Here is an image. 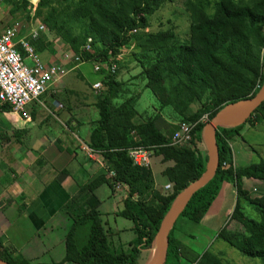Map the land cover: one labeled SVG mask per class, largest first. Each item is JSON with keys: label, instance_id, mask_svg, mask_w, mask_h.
<instances>
[{"label": "trees", "instance_id": "obj_1", "mask_svg": "<svg viewBox=\"0 0 264 264\" xmlns=\"http://www.w3.org/2000/svg\"><path fill=\"white\" fill-rule=\"evenodd\" d=\"M167 1L38 2L35 17L42 20L49 32L62 39L85 63L104 65L100 74L106 90L98 95L99 119L90 134L89 147L101 153L107 167L115 171L114 182L128 187L129 194L118 215L131 220L135 232V239L126 246L115 248L111 242L99 211L101 203L94 193L101 185L113 188L114 183L105 174L100 175L80 186L78 194L65 206L71 226L65 238V257L56 264H138L142 251L152 248L161 222L178 194L205 172L206 150L198 146L203 144L207 123L202 119L207 116L210 121L226 105L255 96L263 85L264 0H185L183 6L191 19L186 41L180 40L173 29L146 32L150 18ZM4 2L13 7L10 14L14 18L21 13L30 19V0ZM133 30L138 32L129 35ZM41 38L40 35L32 42L38 53L46 48ZM131 44L146 60L140 63L141 75L161 108L172 107L183 124L195 125L192 149L172 144V135L177 129L171 131L159 115L138 121L134 99L118 106L113 104L124 86L117 78L122 64L118 56H125V49ZM111 59L118 66L115 73L107 70ZM198 103L199 108L193 111L191 106ZM3 110L9 111L10 107L4 106ZM247 123H264V102ZM247 123L235 129L217 130L220 159L217 173L192 197L179 219L200 224L223 185L233 183L237 201L230 221L237 222L242 231L231 232L227 224L216 234V239L264 264V195L252 197L242 183L244 178L264 181V161L235 167L232 149V142L242 137L241 131ZM134 147L146 148L161 156L165 163H173L163 172L172 184L171 194H162L156 189L152 166L133 165L128 150ZM247 206L259 219L247 214ZM177 222L170 232L166 264L185 261L193 264L189 255L191 248L175 236ZM0 247V257L9 264H31L21 254L5 248L1 238ZM194 264L225 263L217 254L206 250Z\"/></svg>", "mask_w": 264, "mask_h": 264}, {"label": "crops", "instance_id": "obj_2", "mask_svg": "<svg viewBox=\"0 0 264 264\" xmlns=\"http://www.w3.org/2000/svg\"><path fill=\"white\" fill-rule=\"evenodd\" d=\"M4 29L0 27V32ZM57 46L56 43L47 47L48 49L40 50L38 54L45 58V60L43 59L45 63H64L62 55L56 51ZM87 64L89 63H85L83 66ZM81 66L73 68L72 65H69L71 67L69 72ZM89 68L86 70H91L94 73L92 66ZM95 75L96 80L91 84L90 90H93L92 85L101 81L103 77V74L100 73H95ZM66 89L65 84L60 80L42 96L43 98L41 97L39 102L31 104L28 107L31 115L30 122L23 120L18 115L0 113V238L5 248L21 254L31 264H47L42 261L45 258L55 261V247L62 240L65 249L66 234L71 226L65 206L78 194L80 186L90 183L102 173L98 162L88 157L84 149L89 147L93 128L90 133L88 131L85 134L84 140L77 135V131L80 132L86 122L95 126L96 121L89 120V112L92 106L96 107L97 102L84 97L81 101L73 104L74 112L70 103L60 102L54 98V95L60 93L59 90ZM92 92L96 96L94 91ZM51 109L66 110L64 120L61 122V128H63L61 131L48 122L50 114H52ZM37 126L40 128L46 126L47 135L35 136L33 129ZM241 136L232 142V147L236 142L240 146L238 154L234 155L233 153L235 167L249 165H242V163L245 158L247 159L249 156L248 159H250L251 156L245 149L244 141H241L244 140L242 132ZM159 158L163 162L161 156ZM154 160H152L151 169L155 178L154 169L156 167L160 169L161 163ZM163 164L169 165L168 167L173 165L172 162H163ZM242 183L243 188L252 197L264 195V181L244 178ZM122 187L125 188L123 205L129 190L125 184ZM99 188L94 194L101 203L99 206L101 215H109L110 212H116L118 215L123 209V206L119 209L115 200L119 191L111 190L109 187L112 198L108 202L112 203L107 205L97 195ZM254 193L259 194L254 196ZM216 200L223 204L221 210L212 211L214 209L212 205L200 223L201 226L209 230L212 228L221 230L229 215L232 216L237 201L235 185L225 183ZM233 222L235 221H230L231 224ZM235 223L236 228L241 230L242 227L237 222ZM60 230L64 231L62 237L59 235ZM146 251L148 250H144L142 253ZM64 257L65 253L56 263L62 262Z\"/></svg>", "mask_w": 264, "mask_h": 264}, {"label": "rangeland", "instance_id": "obj_3", "mask_svg": "<svg viewBox=\"0 0 264 264\" xmlns=\"http://www.w3.org/2000/svg\"><path fill=\"white\" fill-rule=\"evenodd\" d=\"M184 1L185 0H169L163 6H161V8L150 18V28L148 29V32L173 29L180 37V40L182 41L188 40L191 19L189 15L185 12L183 6ZM0 7H1L0 27L2 28L9 27L17 22L25 23L24 21L29 20L23 17L21 13H17L16 17L14 18L10 14V11H12L13 7L6 4L4 0L1 1ZM38 20L42 22V20L40 19ZM42 34H41L42 37L41 39L43 40L42 43L45 45L46 48L48 46L57 43L58 48L56 51L61 55L67 48H69V46L62 41V39H60L55 35V33L46 32ZM125 52H126L125 56L123 55L124 61L123 60L120 61V63L122 64L117 74V78L124 83V86L122 88V91L119 93L118 98L113 101V104L115 106H118L122 104L125 100L134 99L135 108L138 111V119H139L138 121H146L150 118L155 117L156 115H159L161 120L167 124L169 129L171 131H175L177 128H179L180 124H183L181 122V118L172 109V107H166L162 109L161 104L159 103L158 99L155 97L153 92L146 87L147 81L141 75L142 65H140L141 62H146L144 56L136 50L134 44H131L127 49H125ZM40 58L44 62L45 58L43 57ZM88 63L89 64H87L86 66L82 65L81 67H78L73 71L67 73L62 78V81L65 84V88L67 89L59 90L58 92L60 93L58 95H54V98H56L58 101L60 102L62 101L64 103L67 102L68 104L70 103L72 111L74 112L75 109H73V104H75V102L77 103L81 101L84 97L88 98L90 101L92 100H95L96 102L98 101V96L97 95L94 96L92 92L93 90H90L91 84L96 80L95 72L93 73L91 72V70L90 71L86 70L87 68L90 69L89 68L90 66H92L93 69V62H88ZM27 64L30 65L31 63L28 61ZM68 68L71 69V67L69 66ZM103 87L106 88L105 85H103ZM105 90L106 89L103 90V93H105L104 92ZM199 106L200 103L193 104L191 106V109L193 111L197 110ZM51 113H52L50 114L51 117L48 120L49 124L51 123L52 126L57 127L61 131V129H63L61 128L62 127L61 122L62 120H64L66 110L51 109ZM98 119H99V111L97 107L92 106L89 112V120L94 122L97 121ZM91 126H92L91 124L86 122L83 129H81L80 132L77 131V135L84 140L85 134L88 131L90 133L91 129L93 128V126L92 127ZM45 128L46 126H43L42 128H40L39 126L35 127L33 129L34 135L39 137H43L44 135H47L48 130H46ZM241 132L244 137V140L242 139L241 141L242 142L244 141L243 144L245 145V149L249 151L251 155L250 159H248L249 156L247 159L246 158L244 159L243 161L244 163H242V165L259 163L261 161H264V123H260L256 125H251L250 123H247ZM182 146H187L191 149L193 148L192 144H183ZM198 146L202 147V149L205 148L203 144H200ZM239 147L240 146L237 142L233 144L232 149L234 155L235 153L238 154ZM159 157L160 156H157L155 153H153L152 160L155 159L156 161H160ZM163 162L160 161L161 163L160 166L161 168L159 167L160 169H158V167L154 169L155 187L159 192L167 195L172 193L173 187L170 188L169 190L165 189V186L168 185L169 183L167 178L162 175V171L164 172V170L169 165L166 166L163 164ZM103 174H105V172L102 169L101 175ZM79 180H81V178H79ZM110 189L114 190L115 187ZM110 189L108 185L105 184L102 185L97 191V195L99 196V198L102 201H105L107 205L112 203V202H108V200L112 198L110 197L111 196ZM115 190L119 191V194H117L115 200L117 202V205L119 206V209H121L123 206L122 199L125 196L124 194L125 188L122 187L121 190H117V189ZM258 194L259 193H254V196H257ZM222 205L223 204L219 203L218 200H216L212 206L214 207L212 211H215L216 209L221 210ZM246 211L250 217L254 219H259V215L252 208L247 206ZM102 218L106 222L105 223L106 230L108 231L110 240L115 246V248H119L122 245L126 246L128 242L135 239V232L133 230L134 225L131 220H128L126 218L117 215L116 212H110L109 215L107 214L103 215ZM230 218L231 216L229 215L224 225L230 223L229 221ZM223 227H221V229ZM219 230H216L215 228L209 230L207 228H204L200 224H195L185 218H180L175 228V236L180 238L184 242V244L187 245V247L191 248L192 251L189 252V255L190 258L193 259L194 261L204 251L210 250L211 252L217 254L225 264H262V261L260 259H253L246 257L243 254H241L239 251L228 245L224 240L216 239V234L219 232ZM227 230H230L231 232H238V230L240 229H238V227L236 228V223L233 222L232 224L230 223ZM240 231H242V229ZM63 234L64 231L60 230L59 233L60 237H62ZM63 242L64 241L62 240V242L61 243L59 242L55 247V252H54L55 261H52V259L50 258H45L42 261H45V263L47 264H54V263L56 264V261L65 253ZM152 258H153V251L152 249H150L142 253L138 264H149ZM184 264H191V262L185 261Z\"/></svg>", "mask_w": 264, "mask_h": 264}, {"label": "built area", "instance_id": "obj_4", "mask_svg": "<svg viewBox=\"0 0 264 264\" xmlns=\"http://www.w3.org/2000/svg\"><path fill=\"white\" fill-rule=\"evenodd\" d=\"M38 2L39 0H30L28 8L30 19L28 21L25 23L17 22L0 32V113L18 115L27 122L31 121L28 107L35 102H39L41 97L54 84L69 73L71 69L68 66L72 65L75 68L85 63L82 57L71 48L66 49L62 54L64 63H45L42 61L32 42L37 41L42 33L49 32V30L44 23L35 17ZM137 32L138 30L130 31L129 35ZM91 41L89 39L88 43H91ZM86 49L89 50L90 45H87ZM118 57L119 61L123 60V56ZM112 60L107 70L115 73L118 66L116 63H112ZM28 61L31 63L30 65L27 64ZM103 68L104 65L102 63H94L93 69L95 73H100ZM92 89L94 94L98 96L106 88L99 81L92 85ZM4 106H9L10 110H3ZM208 121L207 116L202 119L204 123ZM194 126L191 123L180 124L172 135V144H192ZM84 149L88 157L98 162L101 169L105 172L106 178L114 183L115 189L120 190L123 184L114 182L116 173L107 167L104 158L101 159L102 154L90 147H85ZM128 156L135 166H152L153 151L146 148H131L128 150ZM170 188H172L170 183L165 186L166 190Z\"/></svg>", "mask_w": 264, "mask_h": 264}, {"label": "water", "instance_id": "obj_5", "mask_svg": "<svg viewBox=\"0 0 264 264\" xmlns=\"http://www.w3.org/2000/svg\"><path fill=\"white\" fill-rule=\"evenodd\" d=\"M263 102L264 82L260 91L255 96L226 105L205 124L203 130V145L205 146L207 154L205 172L200 178L194 180L178 194L169 211L164 216L151 248L153 251V258L149 264H166L171 230L186 209L192 197L215 177L220 164L219 148L216 140L217 130L220 128L235 129L244 125ZM0 264L9 263L0 257Z\"/></svg>", "mask_w": 264, "mask_h": 264}]
</instances>
